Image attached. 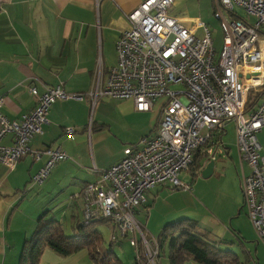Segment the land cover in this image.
Returning a JSON list of instances; mask_svg holds the SVG:
<instances>
[{
    "label": "built area",
    "instance_id": "obj_1",
    "mask_svg": "<svg viewBox=\"0 0 264 264\" xmlns=\"http://www.w3.org/2000/svg\"><path fill=\"white\" fill-rule=\"evenodd\" d=\"M175 1L145 0L129 12L125 17L129 29L114 44L116 66L107 70L104 80L98 65L86 93L68 94L61 83L45 86L40 93L32 85L28 93L35 99L34 107L19 120L2 114L0 96V140L11 136L9 146L0 143V163L11 171L26 155L33 160L46 157L29 178L33 186L44 183L53 166L67 157L51 146L29 149L32 137L43 133L53 103L86 97L95 104L110 97L130 100L135 111L146 113L163 100L154 135L124 146L120 160L100 171L99 179L87 183L79 194L83 225L105 220L112 227L110 240H127L137 264H155L159 254L157 239L135 219L137 209L146 204L145 193L161 183L189 190L178 173L189 169L194 154L211 160L223 152L211 133L226 121L235 122L242 205L264 243V149L257 142L264 126V91L253 109H245L248 89L264 86V0H213V16L223 36L217 56L206 25L198 22L205 34L200 40L194 36L197 24L187 28L171 16ZM72 131L65 133L71 136ZM214 145V150L206 149Z\"/></svg>",
    "mask_w": 264,
    "mask_h": 264
},
{
    "label": "crops",
    "instance_id": "obj_2",
    "mask_svg": "<svg viewBox=\"0 0 264 264\" xmlns=\"http://www.w3.org/2000/svg\"><path fill=\"white\" fill-rule=\"evenodd\" d=\"M143 1L0 0L2 114L7 119L19 120L22 114L30 113L35 102L28 93L32 85L41 93L43 87L61 83L66 93L83 94L90 90L98 65L105 80L107 69L116 66L114 44L120 33L129 29L125 17ZM183 1L176 0L172 4L170 9L175 7L179 14L172 16L179 24L193 28L195 24H191L179 12ZM85 98L53 103L48 110L47 123L42 126L43 133L35 134L29 142L30 150L51 146L67 155L53 166L44 183L33 186L29 184V178L46 157L33 160L26 155L11 171L0 163V264H16L22 241L33 233L41 213L46 212L47 217L54 218L63 228L69 225L73 229L75 212L82 219L81 190L87 183L97 181L100 171L111 167L122 156L120 152L114 155L106 152L121 123L136 128L137 141L148 134L154 135L158 129L163 100L159 99L146 113L135 111L130 100H115L116 104L111 110L107 107L102 109L101 105L91 118L88 109L90 103L88 98L84 103ZM66 129H74L71 136L66 135ZM223 134L220 148L228 156L230 150L222 142ZM10 140L11 136L7 135L0 143L9 146ZM215 146H206V149L214 150ZM203 167L202 161H199L198 170ZM237 167H234L236 195L232 201L234 211L228 216L230 224L226 217H211L207 211H199L197 208L201 207L194 202H191L193 207L186 209L164 204L173 197L169 192L173 189L164 183L152 187L146 193V204L139 207L149 206L148 209L143 207L147 215L146 220L141 222L146 233L155 236L165 223L180 217L190 218L210 241L222 244L226 242V235L232 234L240 250L236 253L228 249L232 250L240 264H264V243L257 238V234L254 238L251 223L244 216L246 212L242 205L240 184L238 190ZM154 190L153 201L149 204L147 195ZM187 191H181L180 195L188 196ZM54 209L59 212L60 220ZM152 217L154 223L151 222ZM147 220L154 227L155 234L148 233ZM88 257V253L82 249L64 257L52 249H46L39 264H92ZM186 264L196 262L190 260Z\"/></svg>",
    "mask_w": 264,
    "mask_h": 264
},
{
    "label": "rangeland",
    "instance_id": "obj_3",
    "mask_svg": "<svg viewBox=\"0 0 264 264\" xmlns=\"http://www.w3.org/2000/svg\"><path fill=\"white\" fill-rule=\"evenodd\" d=\"M97 1V0H95ZM171 16L179 15L178 12H176L175 7L170 9ZM172 12V13H171ZM180 14H182L185 18L188 19V21L192 24H204L206 25V28L210 30V35L212 37V48H214L215 52L214 54L217 56L219 52L221 51V42L223 36L221 35L220 25L219 22L214 18L213 16V8H212V0H184L180 6ZM238 15L241 16L242 11L237 10ZM199 22V23H198ZM204 30L203 28L198 25L197 29L194 32V36L202 40L204 36ZM110 68V67H109ZM108 68V69H109ZM107 69V70H108ZM262 86H258V88H249L259 89ZM248 96V92H247ZM114 99L108 98L107 100L97 99L95 101V104L90 103L88 106L91 118H94V114L97 112V108L102 105V109L106 108L111 110L113 105L116 104V101H113ZM112 104H110V102ZM84 103H86V98L84 99ZM110 104V105H109ZM234 125L235 122L232 121H226L225 133L223 134L222 142L224 143V146L228 148L229 155L226 156L224 152L221 153V155H218L217 153L214 154L213 160L214 169L212 170V174L210 177H203L200 170L196 173L195 176L193 174L189 173L188 170L180 172L179 173V180L181 183H190L192 187L187 191L188 196L180 195L181 190L174 188V190H169V192H172L171 195L173 197L171 199H167L168 202H165L164 204L168 205L171 208L175 207H182V209L193 207V204L191 202L196 203L197 206L201 208H197L199 211L204 210L207 211L211 217H219V218H227L228 224H230L228 220L229 213L234 211V205L232 201H234L235 198V185H234V178L236 176V173L234 172V167L236 168L239 164V159L237 157V147L235 144V138L236 134L234 132ZM120 130H115L114 133V140L112 143H110V146L108 148V152L110 155H114L115 153H122V147L126 145H132L137 141V134L138 131L136 128L131 127L130 125L126 123H121L119 126ZM201 133H205L206 129L202 128L200 129ZM258 141L264 146V126L261 127V129L258 132ZM220 146H222L221 143H218ZM260 144V145H261ZM224 151V149H222ZM210 159L207 160L204 156L200 159L202 161L203 165H207L210 161ZM238 172V168H237ZM244 172H247L246 167L244 166ZM239 175V172H238ZM237 181V180H236ZM164 184V183H161ZM158 184V185H161ZM157 186V185H154ZM153 186V187H154ZM239 184H238V190H239ZM163 192V191H162ZM152 194L147 195V201L152 203V196L155 193L154 191H151ZM146 194V193H145ZM188 206V207H187ZM244 209H242L243 211ZM54 212L56 213V216L60 220L59 212L54 209ZM146 211H144L143 207H141L139 210L136 211V217L135 219L138 222H143V220H146ZM246 212V211H245ZM244 215V213L242 214ZM246 216V214L244 215ZM181 218V217H180ZM247 218V217H246ZM83 219V218H82ZM82 219H80V216L78 215V212H75V219L73 220V229L69 228V225H66L65 228V235H75L76 232V226L83 225ZM182 219V218H181ZM176 220V219H175ZM234 220V219H233ZM248 220V219H247ZM97 228L98 232L101 236V244L99 246V249L101 251H106L111 249V251L115 254H117V257L119 258L121 264H137L133 261V255H135V252L133 251L132 247H130L127 243V240L120 243H114L112 240H110V231H112V227L109 226V224L102 220ZM151 222L154 223L153 217L151 218ZM149 221L147 220L146 226L148 229V233L155 234V229L151 224L149 225ZM143 224V223H142ZM230 226V225H229ZM147 231V230H146ZM254 238L256 237V234L253 233ZM149 235V234H148ZM230 235V236H229ZM226 235V239L222 244H218L220 248H223L224 250H227L228 248L233 249V252L239 253L238 251L240 248H238L236 245V241L234 240L235 237L232 234ZM258 238V237H257ZM166 246L164 248H161L159 251V254L154 259L155 264H168L167 258H166ZM142 261V260H141ZM140 262V259H139Z\"/></svg>",
    "mask_w": 264,
    "mask_h": 264
},
{
    "label": "trees",
    "instance_id": "obj_4",
    "mask_svg": "<svg viewBox=\"0 0 264 264\" xmlns=\"http://www.w3.org/2000/svg\"><path fill=\"white\" fill-rule=\"evenodd\" d=\"M263 91L264 86L248 91L246 111L256 106ZM224 126L218 132L216 129L212 131L214 143H221ZM200 159L199 153L193 155V162L188 169L193 176L198 172ZM148 208L149 206L146 209ZM101 222L103 221H91L87 226L80 224L76 226L75 235L69 236L65 235V229L54 218L47 217L46 212L41 213L33 233L22 241L16 264H39L46 249H52L63 257L82 249L88 253L92 264H121L117 254L111 249L106 251L99 249L102 240L97 226ZM154 237L157 239L159 251L166 246L168 264H186L190 260L196 264H240L232 250H224L218 245L219 242L210 241L204 232L198 230V224L190 218H179L171 223H165Z\"/></svg>",
    "mask_w": 264,
    "mask_h": 264
},
{
    "label": "water",
    "instance_id": "obj_5",
    "mask_svg": "<svg viewBox=\"0 0 264 264\" xmlns=\"http://www.w3.org/2000/svg\"><path fill=\"white\" fill-rule=\"evenodd\" d=\"M213 160H211L207 165H204V167L201 169L202 176L207 178L210 177L213 170Z\"/></svg>",
    "mask_w": 264,
    "mask_h": 264
}]
</instances>
